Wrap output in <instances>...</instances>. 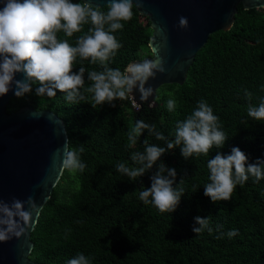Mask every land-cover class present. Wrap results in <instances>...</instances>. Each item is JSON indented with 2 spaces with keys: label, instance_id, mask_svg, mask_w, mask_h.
Returning a JSON list of instances; mask_svg holds the SVG:
<instances>
[{
  "label": "trees",
  "instance_id": "1",
  "mask_svg": "<svg viewBox=\"0 0 264 264\" xmlns=\"http://www.w3.org/2000/svg\"><path fill=\"white\" fill-rule=\"evenodd\" d=\"M100 9L108 11L106 6ZM121 23L124 27L113 34L122 47L107 63L123 71L133 60L152 55L153 31L148 17L135 6L132 19ZM90 27L85 24L72 37L60 32L58 38L75 46ZM81 66L86 69L85 87L91 84L87 71L103 70L99 62L77 58L73 70ZM246 91L252 94L250 100ZM84 95L85 100L72 104L59 91L54 97L36 96L33 91L12 99L7 107L8 112L24 106L55 112L64 120L72 146L84 147L80 158L85 170L64 169L41 211L31 236L33 261L68 264L83 253L91 264H264V179L255 182L250 175L228 201L213 203L203 194L209 182L207 161L217 151L228 153L239 147L250 161L264 158V121L247 114L249 104L264 99V8L244 10L240 5L233 27L213 33L197 53L185 83L162 86L154 106L136 109L130 96L114 100V107L100 105L93 94ZM169 99L176 101L172 112L167 109ZM201 100L212 107L228 137L222 149L213 147L207 155L185 159L177 146L135 180L117 171L119 163L133 166L131 155L144 151L145 139L166 148L167 140L174 139L177 121L191 115ZM137 120L154 125L166 140H157L145 130L133 145L128 133ZM160 162L176 169L177 183L184 178L185 193L173 213L139 199V192L151 186L149 176ZM197 216L210 217L211 234L207 229L192 231L200 227ZM233 229L238 235L229 238L227 233Z\"/></svg>",
  "mask_w": 264,
  "mask_h": 264
},
{
  "label": "clouds",
  "instance_id": "2",
  "mask_svg": "<svg viewBox=\"0 0 264 264\" xmlns=\"http://www.w3.org/2000/svg\"><path fill=\"white\" fill-rule=\"evenodd\" d=\"M134 5L139 6V0H108V11L104 12L99 5L84 0H0V97L10 91L17 98L33 91L36 96L54 97L59 91L64 93L65 101L76 104L85 100L84 93L87 92L93 94L95 104L108 103L114 107V100L126 99L135 90L142 100H147L154 89L146 85L157 72L165 71L163 59L130 63L123 71L111 68L107 63L122 47L113 33L124 27L121 21L132 19ZM89 23L88 32L77 39L75 46L67 39L58 38L60 32L72 37ZM187 26V18L180 17L179 27ZM77 58L90 59L93 64L99 62L103 68L102 71H87V80L91 82L88 87H85V67L73 70ZM245 96L250 100L252 94L246 91ZM175 108L176 101L169 99L168 111ZM247 114L257 121H264V99L258 105L249 104ZM145 130L149 136L154 134L157 140H166L162 133L155 132L154 125L144 120L135 122L128 139L136 144ZM227 139L219 117L206 101L201 100L191 115L177 121L174 139L167 140L166 148L145 139L144 151L131 155L133 166L119 163L116 169L135 180L153 169L167 150L179 146L181 155L187 159L194 154L207 155L213 147L222 149ZM83 152V145L74 148L66 139L62 149L55 151L54 162L59 168L83 172L86 167L80 158ZM207 169L209 182L203 187L204 196L213 203L228 201L237 185L243 186L250 175L255 182L264 179V158L250 161L239 147H232L228 153L217 151L207 161ZM176 178V169L160 162L149 176L151 186L139 192V199L144 204L152 203L161 212H175L185 193L182 187L184 178H180L178 183ZM39 207L33 197L26 200L13 198L10 202L0 199V241L26 234ZM195 219L200 227H194V233L207 229L211 234L210 217L197 216ZM236 235L238 231L235 229L227 233L229 238ZM68 264H91V259L78 253Z\"/></svg>",
  "mask_w": 264,
  "mask_h": 264
},
{
  "label": "water",
  "instance_id": "3",
  "mask_svg": "<svg viewBox=\"0 0 264 264\" xmlns=\"http://www.w3.org/2000/svg\"><path fill=\"white\" fill-rule=\"evenodd\" d=\"M84 2L101 8L108 0ZM139 4L134 6L151 23L152 55L130 63L161 58L165 68L149 79L146 87L152 86L154 92L147 100L135 90L130 95L140 108L154 106L162 86L185 83L197 53L213 33L233 27L240 5L244 10L264 8V0H139ZM182 16L188 20L186 28L179 27ZM15 98L11 91L0 97V199L10 202L33 197L40 207L26 234L0 241V264H39L30 258L34 249L31 236L64 172L54 162V153L69 137L64 120L53 111L24 106L8 112Z\"/></svg>",
  "mask_w": 264,
  "mask_h": 264
},
{
  "label": "built area",
  "instance_id": "4",
  "mask_svg": "<svg viewBox=\"0 0 264 264\" xmlns=\"http://www.w3.org/2000/svg\"><path fill=\"white\" fill-rule=\"evenodd\" d=\"M132 100V99H131ZM132 104L135 108H138V106L136 105V103L132 100Z\"/></svg>",
  "mask_w": 264,
  "mask_h": 264
}]
</instances>
